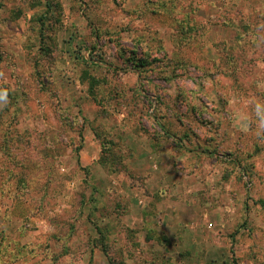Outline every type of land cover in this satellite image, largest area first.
<instances>
[{"label": "rangeland", "instance_id": "obj_1", "mask_svg": "<svg viewBox=\"0 0 264 264\" xmlns=\"http://www.w3.org/2000/svg\"><path fill=\"white\" fill-rule=\"evenodd\" d=\"M0 264H264V0H0Z\"/></svg>", "mask_w": 264, "mask_h": 264}, {"label": "clouds", "instance_id": "obj_2", "mask_svg": "<svg viewBox=\"0 0 264 264\" xmlns=\"http://www.w3.org/2000/svg\"><path fill=\"white\" fill-rule=\"evenodd\" d=\"M8 93L7 90H0V102H7Z\"/></svg>", "mask_w": 264, "mask_h": 264}]
</instances>
